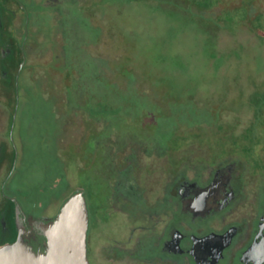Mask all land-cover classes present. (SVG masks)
<instances>
[{
  "label": "rangeland",
  "instance_id": "374dc122",
  "mask_svg": "<svg viewBox=\"0 0 264 264\" xmlns=\"http://www.w3.org/2000/svg\"><path fill=\"white\" fill-rule=\"evenodd\" d=\"M18 1L23 8L10 7L24 64L14 78L19 160L10 183L25 210L34 199L56 213L82 187L91 217L101 218L99 230L114 232L105 166L92 163L91 133L81 138L76 131L78 111L96 114L90 121L98 129L108 124L110 138L162 144L175 131L179 145L205 125L198 138L214 145L232 137L214 130L232 129L241 116L264 140V0ZM3 77L0 68V109L11 104ZM9 122L0 119V127ZM90 235L93 262L102 238L96 230Z\"/></svg>",
  "mask_w": 264,
  "mask_h": 264
},
{
  "label": "flooded vegetation",
  "instance_id": "af4514ba",
  "mask_svg": "<svg viewBox=\"0 0 264 264\" xmlns=\"http://www.w3.org/2000/svg\"><path fill=\"white\" fill-rule=\"evenodd\" d=\"M20 50L24 59L23 44ZM14 93L5 91L11 104L0 109L1 121L10 118L8 127H0V245L22 237L34 251L43 252L47 240L42 227L59 211L48 213L49 202L34 199L27 211L12 190L19 160L13 138ZM251 112L254 117L256 112ZM90 115L96 114L84 118L82 111L75 112L76 131L81 138L91 133L92 163L98 166L102 161L105 166V212L114 227L112 233L100 231L101 218L91 217L88 209V257L93 251L91 230L102 238L95 244L94 264H264V140L253 137L255 129L247 121L240 116L232 129L222 125L214 130L234 137H220L214 145L198 138L205 125L189 132L194 139L185 136L178 145L175 131L171 141L162 144L113 133L111 138L104 136L112 129L108 124L98 129ZM246 130L252 138H244ZM78 188L74 193L85 196Z\"/></svg>",
  "mask_w": 264,
  "mask_h": 264
},
{
  "label": "water",
  "instance_id": "95a60500",
  "mask_svg": "<svg viewBox=\"0 0 264 264\" xmlns=\"http://www.w3.org/2000/svg\"><path fill=\"white\" fill-rule=\"evenodd\" d=\"M24 62H21L22 67ZM19 67V68H20ZM89 212L82 192L71 195L57 216L42 227L46 248L36 252L22 237L0 245V264H90L87 253Z\"/></svg>",
  "mask_w": 264,
  "mask_h": 264
},
{
  "label": "trees",
  "instance_id": "16d2710c",
  "mask_svg": "<svg viewBox=\"0 0 264 264\" xmlns=\"http://www.w3.org/2000/svg\"><path fill=\"white\" fill-rule=\"evenodd\" d=\"M11 4H18L16 0H0V68L4 73L3 85L4 90L9 87L14 92V78L23 60L20 50V42L16 37L13 29L14 12L11 10ZM26 16V10H24ZM25 37V35H24ZM26 38V37H25ZM12 77V78H11ZM3 242H0L2 244Z\"/></svg>",
  "mask_w": 264,
  "mask_h": 264
}]
</instances>
